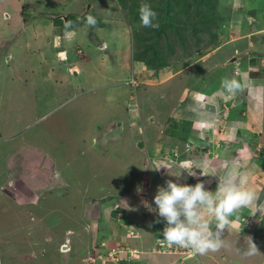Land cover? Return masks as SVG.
<instances>
[{
  "label": "rangeland",
  "instance_id": "obj_1",
  "mask_svg": "<svg viewBox=\"0 0 264 264\" xmlns=\"http://www.w3.org/2000/svg\"><path fill=\"white\" fill-rule=\"evenodd\" d=\"M167 1L0 0V111L4 115L0 118V129L17 133L24 128L17 133L21 138L0 143V264H92L84 258L89 251L97 256L104 252L102 241L120 250L126 246L141 249L138 243L129 240L132 233L127 236L128 229L118 224L122 220L117 212L126 205L122 195L131 193L130 201L137 207L136 211L126 210L128 218L137 214L135 217L140 216L142 222L132 220L138 228L143 222L151 223L157 233H162L165 222L161 219L160 223H155L158 214L145 208L148 200L147 204L155 208L154 196L161 186L160 180L163 185L166 182V169H152L157 164L153 163L151 155L155 152L157 156L163 147L172 146L171 152L160 158L169 159L168 166L174 161H185L184 164L189 165L201 160L206 152L203 158L218 170L227 151L239 144L240 139L235 140V135L245 123L231 121L228 126L223 120L229 119V113L231 119H240L239 113L247 105H240L235 97L220 93V82L222 77L239 72L250 81L251 89L255 82L264 88V56L257 55H264L261 40L264 31L259 39L254 38L251 23L256 19L255 26L264 27V0ZM142 2L150 4L157 12L160 36L156 34L157 29L141 26L138 9ZM199 11L206 20L194 19L193 13ZM61 14L69 17L77 33L71 42L63 37L65 17L55 20L51 16ZM89 14L97 20L95 27L82 23ZM209 17L215 19L209 21ZM148 38L156 39L155 43L159 44L157 53L162 62L160 59L156 64L160 67L135 59L150 43ZM56 40L61 41L60 45ZM67 46L74 50V53L70 51L68 60L60 52ZM105 46L107 51L103 49ZM128 46H131L130 51ZM76 52L79 53L78 63L92 61L101 73L111 74L109 85L78 89L71 82L69 71L74 66L72 56H77ZM150 54L143 55L148 59ZM242 55L247 58L239 59ZM233 57L235 61H229L225 67L214 66L217 60L226 63ZM251 58L261 62L260 81L248 76ZM133 60L145 65L142 73L135 74L138 75L135 84H139L134 88L125 82L132 77L126 80ZM126 88L125 97L120 96L119 100L118 94ZM184 90L202 91L208 107L211 99L205 94H216L218 90L222 96L216 99L219 110L213 112V122L203 125L194 114L191 116L188 106L192 101L188 97L184 100ZM244 92L237 96L242 97ZM127 97L130 102L132 98L136 102L134 113L138 120L129 116ZM147 113L156 117L153 123ZM3 136L1 134L0 138ZM155 140L161 144L157 152L155 146L152 149ZM195 140V144H185V141ZM16 141L38 146L42 152L50 153L46 159L53 158V164L46 171L51 185L45 190L25 192L18 181L12 184L14 179L10 173L14 165L8 152L17 147ZM247 144L248 141L243 149L237 147L238 150L246 153ZM261 148L258 144L251 151L258 154ZM186 175L188 184L198 182L197 177ZM213 179L216 181L212 185ZM218 179V176H199L210 191L216 190ZM118 200L119 205H115ZM240 215V220L233 219L236 233L232 235L228 231L233 239L239 238L240 254L236 249L231 253L230 244L227 247L225 242V247L219 251L204 255L205 263L199 262L198 255L199 264H264V216L259 213L250 216L248 209ZM141 228L145 230L144 226ZM248 229H252L256 238L246 233ZM138 237L139 234L132 238ZM247 237H251L259 249L253 256H245L242 251ZM210 254L216 255L214 259ZM177 257L180 260L178 252L150 254L141 264H149L148 258L151 264H166L172 258L171 264H180ZM190 260L182 261L189 264ZM113 262L109 259L106 264Z\"/></svg>",
  "mask_w": 264,
  "mask_h": 264
},
{
  "label": "clouds",
  "instance_id": "obj_2",
  "mask_svg": "<svg viewBox=\"0 0 264 264\" xmlns=\"http://www.w3.org/2000/svg\"><path fill=\"white\" fill-rule=\"evenodd\" d=\"M138 12L141 26L153 29L160 27L159 22L156 20L158 14L150 4L142 2ZM82 23L86 27H95L97 20L89 14L83 19ZM76 35L73 23L66 21L63 37L68 42H71ZM245 90H248L249 95H251L250 81L239 72L234 73L231 77L224 76L221 78L220 93H227L236 98L237 95L242 94ZM128 102V111L134 113L136 106L133 110L132 103L130 100ZM209 103L218 110V105L214 101ZM188 111L193 113L203 125H207L214 120V114L208 110L205 97L199 93L192 94V104L188 106ZM237 147L239 150L242 149L240 142L231 150L240 152ZM247 147L249 148L247 152L256 156L259 155L261 149L258 154L251 151L252 147H256L255 144L248 142ZM240 153L243 156L245 155L243 152ZM241 154H238L234 160L227 162L219 171L210 167V162L207 158L191 162L183 170H187L189 176L198 178V182L194 185L168 179L165 185L158 186L154 196L155 208H152L147 203L145 206L148 207L149 211H154L158 214L155 223H160L161 219L165 222V226L162 229L163 235L158 237H163L168 246L190 249L195 253V256L189 259L197 260L198 255H206L209 252L214 253L225 247L224 232L226 229L230 231L234 227L233 219H241L240 214L244 209L249 210L250 216H256L257 213H259V216H264V202L260 201L256 190L249 186L248 173L241 170L239 162ZM162 168L166 169L167 175L179 178L180 175L173 174L168 165L152 167V169L157 171ZM197 169L200 170L199 173H197ZM199 176H218L216 190H208L205 187V182L199 180ZM124 210L121 208L117 212L118 215L121 212L123 213L119 216V220H125ZM262 226L264 227V223ZM248 230L251 231L252 229ZM128 233H131V230H128ZM244 244L245 248L242 251L245 256H253L259 252L256 243L251 237L245 238ZM153 245L151 252H153Z\"/></svg>",
  "mask_w": 264,
  "mask_h": 264
},
{
  "label": "crops",
  "instance_id": "obj_3",
  "mask_svg": "<svg viewBox=\"0 0 264 264\" xmlns=\"http://www.w3.org/2000/svg\"><path fill=\"white\" fill-rule=\"evenodd\" d=\"M91 7L92 6L89 5L88 8L90 9ZM61 15H63V14H61ZM77 15H79V14H76V18H79ZM51 16H52V18L57 20V18L54 17L56 15H51ZM117 19H119V18H117ZM256 23H257V20L255 19V22L252 23V25H254L253 33L255 34L254 38L259 39L261 37L260 33H262V31H264V27L259 29V28H257L255 26ZM53 25L55 26V24H53ZM55 27H57V26H55ZM57 37H60V35L58 34ZM261 40L264 41V37H261ZM56 43L58 45H60L61 41H57L56 40ZM126 44L127 43L125 42V45ZM106 46L103 48L105 51L108 50V47H106ZM97 47L98 46H96L95 48H97ZM127 49H129V51H130L131 50V46L130 47L128 46ZM70 51L72 53H74V50L72 51V48L69 49L68 46H67V48H65V50H62L60 52H62L61 53L62 56H67L66 59L68 60ZM235 51H238V50L235 49ZM77 54H78L77 56H75V54L72 56L73 57V61H75V63H74V66L70 67V68H72V71L70 70V68H69V71L72 74L71 82H74L78 89H80V88L83 89V88L88 87V86H91V87L95 86L96 87L98 85H104V84L105 85H109L108 79L111 80V77H112L111 74H109V76H108V75H104L103 73H101V71L99 69H97V67H96L97 65H95L92 61L91 62L90 61H87V62L82 61V62L78 63V61H79L78 60L79 53H77ZM261 54L262 53L257 54V55L261 56V57L264 56V55H261ZM255 55L256 54L253 53V56H255ZM243 58H247V56H242L239 59H243ZM217 61L214 63L215 64L214 66L219 64L220 61L219 62H217ZM263 61H264V57H263ZM249 64H250V67L248 68L249 69L248 76L250 78L254 79L255 81H258L259 79L262 80V76H261V72H260V70H261V65H260L261 62L258 60V58H251ZM143 67H145L144 63H142L140 61L133 60V67L131 68V66H130L131 69H129L130 72H128L126 74V80L129 79L130 75L131 76L134 75L137 78L138 75L136 76L135 74L142 73L143 72L142 71ZM218 68H220V67H217V69ZM247 70L245 72H247ZM153 80H155V78ZM161 82L162 81L159 80V83H161ZM127 90H128L127 88L126 89H122L120 94H118V98L120 96H122V98L125 97L124 94L127 92ZM196 92L201 93V95L203 94L202 91H196ZM196 92H190V90H187V91L184 90V92L182 93L183 95H185L184 100L185 99L187 100V97H188V100L192 101V94L196 93ZM216 92H217L216 94L206 93L205 95H207V96L210 95L209 98L211 99V101H214L216 105H219V103L217 102L216 99L220 100V97H219L220 93L218 92V90ZM220 96H222V95H220ZM247 97H248V100L245 101V99ZM122 98H119V100H121ZM236 98H237V96H236ZM236 98H235V100H236ZM141 99H145V97L144 98L141 97ZM129 100H131L130 97H127L125 99V101L127 102V106L129 104V102H128ZM238 102H239L240 105L241 104H243V105L245 104L244 106L247 105L245 107V110H242L239 113L241 118L239 119V117H237L236 119H231L230 113L228 114V112H227L229 119L223 120L224 124L229 126L231 121L234 122V121H237V120H242V122L245 123V125H247L248 128L245 129V125H243L244 127L239 128L238 130H240V132L237 133L238 135H235L236 136L235 140L239 138L240 142L244 143V144L247 143V141H248L249 143L255 144V146H257L258 144H259V146H264V88H262V84L259 83V82H255V84L253 85V88H252L251 95H249V92H247L244 95H242V97L239 96L237 98V100H236V103H238ZM246 103H248V104H246ZM208 109L212 113L213 112L215 113L217 111V108L213 107L212 104H211V106L208 107ZM152 115H154V114L152 113ZM152 115L150 113L146 114L147 118L153 123L154 121H152V120H153V118H156V117H153ZM192 115H193V113H191V116ZM3 116L4 115H3L2 111H0V118H2ZM129 116L134 118V119H137V120L139 119L138 115H136L134 113L129 114ZM23 129L24 128L21 127L20 129L17 130V133H20V130L22 132ZM143 132H144V130H143ZM17 133L15 131H11V130L5 131V130L0 129V135L4 134L3 139L0 138L2 140V141H0V143H9L11 141H14L15 138H21L20 136L17 135ZM187 142L195 144L197 141L196 140L195 141H185V144ZM154 143L156 145H153L152 149L155 146L156 152H157V148L161 144L158 142V140H155ZM16 145H17V147H15L13 145L15 148H13L10 152H8L9 153L8 155L13 157L12 158L13 160L11 161V163H12V165H14V171L12 173H10L11 175H13V179H14L13 180L14 182L12 184L15 183V180L18 181V183L20 185V188H22V190L25 191V192H27L29 190L30 191L31 190H35V189L45 190L44 188H48L51 185V181L49 180L48 172H46V171H47L48 167L53 164L52 163L53 158L51 157V160L50 159H46V156L47 155L50 156V153H47V152L44 153V152H42V150L38 146H35V145L31 146L30 144H27V143L18 144V142L16 141ZM182 146L184 147V144L181 145V147ZM171 147L172 146L163 147L162 150H159L157 152V156L155 155V152H154V155H151L153 163H155V165L157 164L156 166H158V165H167L168 164V162L170 160L169 159L168 160L162 159V158H160V156H162V155L167 156V153H170L171 150H172ZM201 149H205V148H201ZM199 154H201V152ZM238 154H241V153L237 152V151H231V150L227 151L226 155H224V158L222 159V163H219V167L220 168H218V171L221 170L222 167L227 162L234 160L235 157L238 156ZM205 155H206V152H205ZM205 155L203 157H205ZM239 158H240L239 162H240V165H241V170L245 171L247 173H250L253 176L252 178H249V186L256 190V192H257V194L259 196V199L262 202L263 201L262 198L264 199V166H263L264 165V160L259 159L258 156L252 155L249 152H246L244 156L241 154ZM185 165L186 164H184V161L183 162L182 161H174V162H172L170 164V166H169V167H172L173 171H171V172L173 174H175V175H180V176L178 178L176 176L167 175L165 173L166 177H164V179H166V180L172 179L174 181L179 180L180 183H187L188 184L189 181L185 180V177L187 176L186 175L187 172H182V171H184L183 168H184ZM176 168H179V169H176ZM15 174H17L16 178L14 177ZM159 179H160V177H159ZM211 181H212L211 184L213 185L215 183L216 179L215 180L213 179ZM160 183H161V186H163L161 180H160ZM135 193L137 194L138 192L135 191ZM122 196H125V198H126L125 199L126 200L125 201L126 205L123 204V206H122L123 207L122 209H125L124 213H125L126 217H125V220L119 221L118 224H120V225L122 224L128 230H130V228H131V229L134 230V232L137 231L140 234V236L138 238H132L133 236L131 235V238H129V240H132L133 243H138L141 246V250L143 252L142 253V262L144 261V259L146 258L147 255H150V254L163 255V254L151 252V247L154 244V241L156 240V238H158V236H162L163 234L162 233L161 234L157 233L155 228H154V226L151 223L148 224V223L143 222L140 225L138 224L139 225V228H138L134 224V221L132 220V218H136V219H138V221H140V216L137 218V217H135V216H137V214H134V216L132 218H128V215H127L128 213L126 211L128 209L136 211V207L137 206L134 205V203H132L130 201L131 193L130 194H125V195H122ZM144 198H146V200H148V195L145 194ZM119 201L120 200H118V202L115 205H119V203H120ZM148 201H147V203H148ZM145 208H147V207L145 206ZM145 212L149 213L148 210H146ZM140 222H142V221H140ZM141 226L145 227L144 231L141 228ZM233 229L234 228L232 227V229L230 231L229 230H225V232H224L225 242H227L226 246L228 247V244H230L231 253H233L234 249H236L237 253L240 254V251L238 249V242H237V241H239V238H234L233 239L229 235V232L232 233V235L236 233ZM128 235H129V233L127 232V236ZM233 243L235 244V246L233 245ZM143 246H144V248H143ZM210 256L212 257V259H214V257L216 255L210 254ZM200 257H201L200 261L198 260L199 256H197V258H196L197 260H190L191 262H188V263L189 264L190 263L199 264V262L205 263L206 262L205 256L204 255H200ZM173 259L174 258L170 259L171 261L166 263V264L173 263ZM179 261H180V264H186V262H183L181 260V258L179 260V257H177V262H179ZM214 261L219 263L216 259ZM148 262H149V264H151V261H150L149 258H148Z\"/></svg>",
  "mask_w": 264,
  "mask_h": 264
},
{
  "label": "built area",
  "instance_id": "obj_4",
  "mask_svg": "<svg viewBox=\"0 0 264 264\" xmlns=\"http://www.w3.org/2000/svg\"><path fill=\"white\" fill-rule=\"evenodd\" d=\"M127 84H132L133 88L134 86H137L138 84L136 83V78L134 75H132L131 79L129 81H126ZM137 89V87H136ZM136 91V90H135ZM132 109L134 110L135 108V100H132L131 102ZM120 216V214H119ZM133 233V231H131ZM133 235H138V232H134ZM101 248L105 247L104 252H101L98 256L97 253L94 254L91 253V251L88 252L87 258L85 257V261H89L92 264H106L109 259H112L114 262L112 264H123L130 262L129 264H141V249H137L136 247H121V250L118 248H111L109 246H106V242L102 241L100 242ZM109 249V250H108ZM108 250V251H106ZM125 251V252H122ZM153 252L155 253H176L180 254L181 260H188L189 258L195 256V253L192 252L190 249H185V248H180L177 246H168L167 242L163 240V237H158L156 238L154 245H153ZM122 252V254L120 253Z\"/></svg>",
  "mask_w": 264,
  "mask_h": 264
},
{
  "label": "trees",
  "instance_id": "obj_5",
  "mask_svg": "<svg viewBox=\"0 0 264 264\" xmlns=\"http://www.w3.org/2000/svg\"><path fill=\"white\" fill-rule=\"evenodd\" d=\"M171 1V0H170ZM167 2H169V0L167 1ZM186 3H189V2H186ZM167 9H168V7L166 6V8H165V10L167 11ZM186 11L187 12H189L188 11V9H186ZM194 14V19H196V18H198V17H203V19H205L206 20V17L204 16V13L203 12H197V13H193ZM191 15V14H190ZM75 17V16H74ZM166 17L167 18H169V19H171V16H168V15H166ZM209 19V21H213L215 18H213V17H209L208 18ZM206 28H208V26L206 25ZM160 30V31H159ZM161 27H159L158 29H157V35L158 36H160L161 35ZM148 40H151L150 41V43L147 45V46H145V49L142 51V52H140L141 53V56L140 55H138L137 57L135 56V59H137V60H139L140 59V61H142V62H144V63H146L148 66L150 65V66H154V65H156L157 67H160V66H158L157 64H156V62L159 60L160 61V59H161V62H162V58H161V56L159 55V53H157V46L159 45L158 43H157V41H156V43H155V40L156 39H153V38H148ZM147 48V49H146ZM145 52H151V56L147 59V58H145L144 56L145 55H143ZM243 56V55H242ZM158 61V62H159ZM157 62V63H158ZM245 93V92H244ZM247 93V92H246ZM242 96V95H241ZM237 98H238V96H237ZM237 98H236V100H237ZM235 100V101H236ZM240 132V130H238V133ZM240 135V134H239ZM236 137V136H235ZM243 145H244V143H241L240 142V146L241 147H243ZM205 149H207V148H205ZM258 158L259 159H261V160H264V146L261 148V150H260V152H259V155H258ZM252 231V230H251ZM251 231H247L246 233H248L249 235H251V234H253V233H251ZM254 238H256V236L253 234L252 235Z\"/></svg>",
  "mask_w": 264,
  "mask_h": 264
},
{
  "label": "water",
  "instance_id": "obj_6",
  "mask_svg": "<svg viewBox=\"0 0 264 264\" xmlns=\"http://www.w3.org/2000/svg\"><path fill=\"white\" fill-rule=\"evenodd\" d=\"M55 18H59V19H63L64 17H65V19H66V21H68L69 20V17L68 16H64V15H56V16H54ZM252 23H254L255 22V19H252V21H251ZM235 57H233V58H231L230 60H228L226 63H219L218 64V66H222V67H225V66H227L228 64H229V61H235Z\"/></svg>",
  "mask_w": 264,
  "mask_h": 264
},
{
  "label": "flooded vegetation",
  "instance_id": "obj_7",
  "mask_svg": "<svg viewBox=\"0 0 264 264\" xmlns=\"http://www.w3.org/2000/svg\"><path fill=\"white\" fill-rule=\"evenodd\" d=\"M253 28H254V25H253Z\"/></svg>",
  "mask_w": 264,
  "mask_h": 264
}]
</instances>
